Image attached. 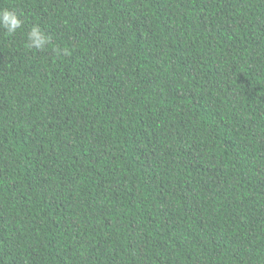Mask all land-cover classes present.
<instances>
[{"label": "trees", "instance_id": "16d2710c", "mask_svg": "<svg viewBox=\"0 0 264 264\" xmlns=\"http://www.w3.org/2000/svg\"><path fill=\"white\" fill-rule=\"evenodd\" d=\"M0 8V264H264V0Z\"/></svg>", "mask_w": 264, "mask_h": 264}, {"label": "clouds", "instance_id": "9594fccd", "mask_svg": "<svg viewBox=\"0 0 264 264\" xmlns=\"http://www.w3.org/2000/svg\"><path fill=\"white\" fill-rule=\"evenodd\" d=\"M23 28L20 15L13 9L0 8V32L8 37H14ZM51 46L50 36L39 26L33 25L27 31L24 47L29 51L41 52ZM67 55V51L64 53Z\"/></svg>", "mask_w": 264, "mask_h": 264}]
</instances>
